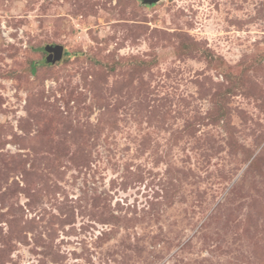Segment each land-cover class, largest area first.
Masks as SVG:
<instances>
[{
	"label": "rangeland",
	"instance_id": "1",
	"mask_svg": "<svg viewBox=\"0 0 264 264\" xmlns=\"http://www.w3.org/2000/svg\"><path fill=\"white\" fill-rule=\"evenodd\" d=\"M0 264H264V0H0Z\"/></svg>",
	"mask_w": 264,
	"mask_h": 264
},
{
	"label": "water",
	"instance_id": "2",
	"mask_svg": "<svg viewBox=\"0 0 264 264\" xmlns=\"http://www.w3.org/2000/svg\"><path fill=\"white\" fill-rule=\"evenodd\" d=\"M144 3L152 4L157 2L158 0H142ZM45 51L47 52L46 61L47 62H55L59 60L63 53V46L59 44L47 45L45 47Z\"/></svg>",
	"mask_w": 264,
	"mask_h": 264
}]
</instances>
